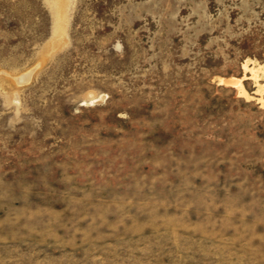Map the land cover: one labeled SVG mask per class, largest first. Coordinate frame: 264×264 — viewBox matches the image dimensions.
<instances>
[{
    "label": "rangeland",
    "instance_id": "1",
    "mask_svg": "<svg viewBox=\"0 0 264 264\" xmlns=\"http://www.w3.org/2000/svg\"><path fill=\"white\" fill-rule=\"evenodd\" d=\"M65 2L0 0V264H264V0Z\"/></svg>",
    "mask_w": 264,
    "mask_h": 264
},
{
    "label": "bare ground",
    "instance_id": "2",
    "mask_svg": "<svg viewBox=\"0 0 264 264\" xmlns=\"http://www.w3.org/2000/svg\"><path fill=\"white\" fill-rule=\"evenodd\" d=\"M55 2H56V4H55V6H57L58 7V20H60V21H62V20H64V16L66 15V13H64V3H66L65 1L66 0H54ZM66 12V11H65ZM56 14V13H55ZM56 16V15H55ZM56 21H57V17H56ZM59 22H57L56 23V25H59V26H56L57 27V29L59 30V29H62V25L63 24H58ZM62 23H63V21H62ZM29 78H30V72H28V73H23L22 75H20V76H18L17 77V81L19 82V83H25L26 81H28L29 80ZM16 80V79H15ZM242 81V78H233V77H230V78H224V79H222V82L224 83V84H228V85H239L240 84V82ZM95 101V100H94ZM86 102V101H85Z\"/></svg>",
    "mask_w": 264,
    "mask_h": 264
}]
</instances>
